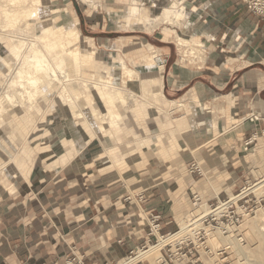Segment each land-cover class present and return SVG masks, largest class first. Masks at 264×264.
<instances>
[{
  "label": "rangeland",
  "instance_id": "rangeland-1",
  "mask_svg": "<svg viewBox=\"0 0 264 264\" xmlns=\"http://www.w3.org/2000/svg\"><path fill=\"white\" fill-rule=\"evenodd\" d=\"M85 1L47 0L41 5L29 3L18 7L7 14V18L4 14L0 15V194L4 191L12 194L14 186H22L25 181L33 177L39 178L53 169H64L71 174L83 172L86 167L87 171L95 170L104 182H111L116 178L118 184L130 186L139 181L141 174L148 170L150 173L155 172V175L161 172L160 175L164 177L171 175L173 169H179L184 176H189L191 165L188 167V163L195 160L203 164L204 173L196 174L194 179L210 178L212 174L204 163L206 157L199 156L192 149L194 146L172 130L177 119L186 116L190 122L200 115L202 107L194 108L198 100L196 94L188 93L186 99L182 98V102L192 100L182 107L164 103L170 104L165 99H175L185 93L187 87L176 93L163 89L161 104L151 95V92L157 90L158 70L153 60L149 59L150 46L151 50H158V61L164 62L163 78L173 68L196 70L204 67V51L203 60L191 56L192 58L183 62L174 41L176 35L189 40L199 39L186 29V24L182 25L187 23L186 18L190 13L188 1H182L188 12L180 25H168L170 23L160 22V19L156 23L154 20L167 0H138L134 5L131 0ZM130 5L144 9L153 21H148L146 25L147 21L137 20L134 14L128 12ZM71 28L78 33L75 42L69 40L70 36L66 32ZM162 40L168 43H163ZM66 41L68 42L65 43ZM202 45L203 43L199 47L201 50ZM75 48L80 54L88 53L85 55L88 58L82 56L77 59L78 63L77 60L74 61ZM166 53H169L168 57L165 56ZM39 58L43 64L54 68L56 77L53 80L47 78L43 71L35 70L38 64L36 60ZM121 60L133 71L127 77L123 75ZM107 81L110 83L106 84ZM105 84L109 85L108 89L112 94H115L113 86L119 88L122 94L119 98L113 97V103L117 104L113 110L120 117L117 128L107 125L108 131L111 128L117 129L109 137L98 132L94 115L100 116L107 112L97 87ZM7 94L10 96L9 100L5 97ZM225 98H229L227 102L231 105L230 97ZM260 98L264 100V91L260 93ZM212 103L214 102H206V110L211 112L202 110L203 116L216 118L217 108ZM221 113L227 112L221 110ZM228 115L230 116L229 111ZM158 138L162 141H158ZM159 147L164 151H160ZM190 152H193L191 158L188 155ZM112 154L118 155L120 161H115L118 165L100 170L114 156ZM243 160L247 172L241 185L231 194L237 195L244 187L264 176V150H248ZM89 162H93L91 167ZM7 185L8 188L4 190ZM136 194L140 193L129 192L127 195L136 197ZM192 197L191 195L187 200V205L184 204L186 211L182 217L186 222L195 216L193 213L197 209L194 208ZM226 199L221 198V201ZM217 200L205 202L215 205ZM243 205L255 208L254 212L241 219L238 227H234L240 247L244 246L247 254L244 250L238 256L230 245L223 242L212 244L208 235L201 245L204 237L201 236V240L194 238L198 235H194L192 231L174 235L165 244H174L176 240L180 242V239H183L181 242L184 244L186 240H192L200 253L194 252L196 255L192 257L198 258L196 264H222L223 259L230 264H252L256 256L247 251L258 243H254L251 233L257 225L264 233V220L261 218V221L258 216V209L264 207V181L235 203L236 208ZM248 224L250 228H256L249 231ZM154 241L156 239L153 238L149 244ZM205 245L213 249L212 254L205 253ZM260 246L264 248V238L260 241ZM157 258L163 260L160 251L138 257L131 264L138 260L159 264ZM183 258L189 260V256ZM184 262L185 260L175 261L176 264ZM115 263L117 262L111 264Z\"/></svg>",
  "mask_w": 264,
  "mask_h": 264
},
{
  "label": "crops",
  "instance_id": "crops-1",
  "mask_svg": "<svg viewBox=\"0 0 264 264\" xmlns=\"http://www.w3.org/2000/svg\"><path fill=\"white\" fill-rule=\"evenodd\" d=\"M183 1H188L190 13L182 25L203 43L204 67L173 68L162 76L166 84L162 93L163 89L176 93L187 87L175 99H166L173 100L175 107L192 102L181 101L188 93L197 96L194 108L211 112L206 102H214L216 118L203 116L199 110L201 117L188 122L183 116L172 129L199 156L206 157L211 177L195 180L196 174L184 176L179 169L162 177L161 172L155 175L148 170L127 186L118 184L116 178L104 182L86 167L78 173L53 169L33 177L14 186V193L0 194V264H66L73 256L85 264L119 262L131 250L155 239L149 235L151 214L160 216L159 233L168 236L178 232L191 195H200L203 202L235 196L231 193L247 172L243 160L247 151L264 150V100L260 98L264 91V20L248 10L245 0ZM225 97H230L231 105ZM113 155L119 162L118 155ZM188 155L193 157V152ZM113 157L100 170L118 165ZM129 192L143 194L144 201L135 196L127 200Z\"/></svg>",
  "mask_w": 264,
  "mask_h": 264
},
{
  "label": "bare ground",
  "instance_id": "bare-ground-1",
  "mask_svg": "<svg viewBox=\"0 0 264 264\" xmlns=\"http://www.w3.org/2000/svg\"><path fill=\"white\" fill-rule=\"evenodd\" d=\"M45 1H47V0H0V15H3L4 14V15H6L5 17L7 18V16H8L7 14H9L12 10H16V8H18V7H21V6H23L25 4H29V3L30 4H36V5L40 4L41 5ZM182 1L183 0H167L166 1V4H164L162 6V8L159 10L158 13H156V18L154 20L156 21L157 19L158 20L160 19V22L161 21H164L165 23H170V24H174V25H178L179 24L180 25V22L185 20L186 14L188 12L187 8L184 5H182ZM89 2H92V1L88 0V3ZM131 2H132L131 4L134 5L135 3L138 2V0H131ZM139 4H140V1H139ZM133 5L132 6L130 5V7H128L129 8L128 9V12L134 14L136 16L137 20L139 19L141 22H146L147 21V24L146 25H148V23H149L148 21H151L153 18H151L149 16V14L146 13V11H143L144 9H142L140 7H135L136 5L135 6H133ZM15 12H17V11H15ZM159 16H161L162 18L159 17ZM156 23H157V21H156ZM72 28L71 29H68L66 32L70 36L69 37V40L72 39V42H75L74 40H75L76 37H78V33L74 31L76 29H72ZM78 40H79V38H78ZM174 41L177 44V47L179 49L180 56H181V59H182L183 62L185 60H188L187 58H190L191 56L193 58H195V59L198 58V60H200V61L204 59L203 58V54H202L203 52L199 48L201 46V44H202L201 41L189 40L187 38H183V37L178 36V35H176ZM67 42L68 41H66L65 43H67ZM72 42H71V44H72ZM67 46H68V44H67ZM150 47H149V49H150V52H149L150 58L149 59H150V61L153 60L154 65H156L157 70H158V75L156 76L157 84H158L157 85L158 90H156V92H151V95H152V98L154 97V99H157V101L159 102V104H161L162 103V98L164 97V95L162 93V87H163V84H162V76H163L164 62H159L158 61L159 60L158 59V57H159L158 50H155L154 48H152L153 50H151ZM74 52H75L74 53V56H73V60L74 61L77 60L79 57H82V56L84 58H88L87 56H85L88 53L87 54H82V52H81V54H80L78 52L77 48L74 49ZM84 58H82V59H84ZM148 60L146 62H148ZM36 61H37L36 63H38L37 66L35 65L36 66V69H35L36 71H40V70L43 71L45 73L44 75L47 78L49 77L50 80H51V78L53 80V78L56 77V72H55L54 68L52 69V67L47 66V64H43L42 61H40V58L37 59ZM49 63H48V65H49ZM77 63H78V60H77ZM121 65H122V71H123L124 77L129 76L133 72L131 69H129L125 65V62L122 61V60H121ZM51 66H53V65H51ZM151 66H152V63H151ZM27 80H28V78H27ZM123 82H125V81H123ZM107 83H110V82L107 81L106 84ZM106 84L104 86H102V85L99 86L98 85L97 87H98L99 95L103 99V102L105 103L106 111L107 112H105L103 114L101 113L100 116H99V114H98V116H96V114H94V115H95V119H96V123H97L98 132H100V134L102 136L107 135V137H109V136H113L115 134V130H117V129H112V128H117V125L119 124L118 123V117H120L119 116V113H117V112H115L113 110V108L117 106V104H114L113 103V101H114L113 97L114 96H117L119 98V97L122 96V94L119 91L120 89L117 88V87H114V86H113V89L114 90L112 89V91H114L115 94H112V92L108 89L109 85H106ZM110 85H113V84H110ZM5 97H6L7 100H9V98H10V96H8V94ZM29 98H30V96H29ZM165 101H166V103H170L171 105H174L175 104V102L173 100L167 101L165 99ZM126 102L128 104L130 103L128 101H126ZM93 111H94V109H93ZM83 120L85 121V118H83ZM107 125H109V126L112 127L110 130H113V132H111L110 130L108 131L109 128H107ZM180 128H182V125L180 126ZM113 159H114V161H112V162L117 161V157L116 156H114ZM263 181H264V176L259 181H257L256 184L253 183L251 186L249 185L247 187H244L239 194H237V195L232 196V197L229 198V201H230L229 203L235 202L236 200H238L241 197L245 196L249 190H251L253 187L257 186L258 184H260ZM221 205L222 204H221V201H220L219 202V205L217 206L216 209H211L206 202H202L201 201L200 203L196 204L195 207H194L195 209L197 208L196 209V212L194 211V213H193L195 216L193 215L194 217L191 218L190 220H188L187 222H186V220H182L180 222V227H179V231L178 232H176L174 234H171V235H169L167 237H163L160 234L156 233V235H157V236L155 235L156 241H154L152 244H149V246H148L147 249H145V250H141V249L138 250L137 249L135 251V255L134 256H132V257L125 256V258H123L122 260H120L119 262H117L115 264H131L138 257H145V256H149V255H152V254H155V253L159 252L166 244H168V243L165 244V242L169 238L174 237V235H182L183 233H188L189 231L194 232V231H197V230H200V229H205L207 231L208 236H209V239L212 242V244L214 242L215 243L216 242H223L224 244H228V245H230V248H233L236 251V253L238 254V256H240L239 255L241 253L240 251H244L245 249H244V246H243V248L240 247V244L238 242V237H237V234H236V231H235V228L238 227V226L228 227V226H231V225H223V226L219 227L216 230H210L205 225L202 224V218L204 216H206L207 214H209V213L219 214L220 211H221V209H222ZM200 208H201V210H200ZM238 211L239 212H243L244 213V216H247L248 215L246 213V211H244L242 208H238ZM258 211H260V213H258ZM258 211H257V213L259 214L258 216H260L259 217L260 220L261 221H262V219L264 220V207H261L260 209H258ZM258 224H260V222ZM249 225L250 224H248L249 231H253L256 228L255 226L253 227L254 229L252 227L250 228ZM224 226H227V227H224ZM239 231L240 230H238V232ZM262 231H263V229H261L260 226L257 225V228L251 233L252 237L255 240L254 243H258V244H254L253 246H251V249L249 248L250 251H247L248 254L250 253V254H253V255L256 256V257H254L256 259L253 261L252 264H264V248L260 246V241L264 238L263 237L264 236V233ZM194 238H196V237L194 236ZM182 240L183 239H180L179 241L181 242ZM200 244L202 245L201 242H200ZM247 249H248V247H247ZM245 253H246V250H245ZM184 260H185V262L183 264H185L186 263V259L185 258L180 257V256H177L176 259H175V261H179V262H183ZM138 261H140V260H138ZM138 261H136V262H138ZM156 261H159L160 262L161 259L157 258Z\"/></svg>",
  "mask_w": 264,
  "mask_h": 264
},
{
  "label": "built area",
  "instance_id": "built-area-1",
  "mask_svg": "<svg viewBox=\"0 0 264 264\" xmlns=\"http://www.w3.org/2000/svg\"><path fill=\"white\" fill-rule=\"evenodd\" d=\"M245 1H246V6H247L248 10L251 13H253L254 15H257L264 20V0H245ZM189 173L202 175L204 173V170L199 163L193 162L190 166ZM131 197L132 196L127 195L126 199L130 200ZM136 199L140 202L144 201L143 194H136ZM192 199H193L194 205L201 202V198L198 194H194ZM238 200H236L235 202L229 203L230 202L229 198H227L226 200H223V201L217 200L215 205L209 204L208 205L209 207L213 206L211 209H216L217 206L219 205V202L221 201L222 209H221L219 214L209 213L206 216H204L202 218V224L205 225L210 230H216L223 225L237 226L238 224H240L241 219L244 217V213L239 212L238 208H236V206H235V203ZM252 207H254V206H252ZM252 207L244 206V205L241 206V208L244 211H246V213L248 215H250L252 212L255 211L254 210L255 208H252ZM148 228H149V235L154 236V235H156V233L160 234L159 233V231H160V216L159 215H155V214L150 215ZM193 234L198 235L196 238H199V240H201V238H200L201 236L204 237V241H201L202 245L206 241V238H205L206 235H208V233L205 229H200V230L194 231ZM161 236L167 237L164 235H161ZM149 242H150V240H149ZM183 243L184 244H182V242L175 241L174 244H171V243L166 244L160 250V253H161L163 260L160 261L159 264H176L175 259L177 256H180V257L189 256V260H186L185 264H196L198 262V258L192 259V257L195 256V253L199 252L197 250V247L195 246V242H193L192 240H186ZM190 244L192 246H190ZM145 247H146V245H143L137 249L138 250H140V249L144 250ZM183 249H185V250L182 251ZM136 250H131L127 256H129V257L134 256ZM204 251L206 254H212L213 253V249H211L210 247H208L206 245L204 246ZM221 252H218V254ZM225 261H226V259H223L222 264H230L229 262H225ZM66 264H85V263L83 262L82 258L73 256L66 262ZM135 264H150V262L148 260H140V261L136 262Z\"/></svg>",
  "mask_w": 264,
  "mask_h": 264
}]
</instances>
